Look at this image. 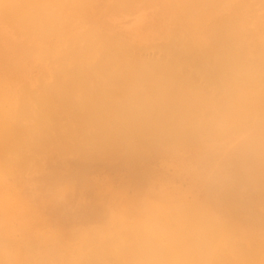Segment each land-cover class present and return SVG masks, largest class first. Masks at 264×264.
<instances>
[{
    "label": "rangeland",
    "instance_id": "obj_1",
    "mask_svg": "<svg viewBox=\"0 0 264 264\" xmlns=\"http://www.w3.org/2000/svg\"><path fill=\"white\" fill-rule=\"evenodd\" d=\"M12 1L14 2V0ZM15 1L18 4L20 2V0L19 1L15 0ZM21 1H22L21 2L22 4L23 3L26 4V7H25V4L23 5L24 9H26L25 10V14L27 15L26 18H28L31 15L30 18H28L29 19L28 21L24 18L25 16L23 15L24 13L22 9L23 6L21 8H17L16 12L12 10L13 13H10L8 17L5 16V14L3 13L4 11L3 8H1L2 14L0 12L2 16L4 14V19L0 17V73H1L0 74V99L2 97V109L0 108V110L3 112V113L0 112V119H2L0 121V127L3 126L4 130H6L5 132L0 131V135L2 132H4L3 133L4 135L5 133L7 134L8 132L7 129L9 128L10 130L11 128L12 132L9 131L8 133L9 134L12 133V134L10 135L7 134V135L10 137L13 136L11 138L15 139V141L20 138L21 143L19 142V140L16 141V143L18 142L22 146V148L21 146L18 147L14 143L15 144L14 148L18 147V149L20 148L19 150L21 151L14 150L13 152V150H10V151L8 150V152L5 153L3 149L5 148L9 149V147L11 149V146L13 148V145H10V143L6 142L8 145H6L5 147H2L3 141H1L2 139L0 140V142H2L0 143L2 145V146L0 145V151H1V147L3 148L0 153H2V156L3 154L6 155L8 153L6 158H3L4 156L2 157L0 155V158H1L0 163L2 162V165L4 166L2 167V165L0 164V166L2 167L0 168V262H2L3 264H23V263L24 264H27V263L35 264V262L36 264H83V261H84L83 258L86 257L87 255L86 252H88L90 248L92 249L95 246H96L95 247V251H96L98 249L97 247L99 245L101 247L102 243L103 245H106V246L110 245V247L109 246L107 247L105 246L106 248L102 247L103 249L108 248L107 254L109 255L107 254L106 255L110 257L111 259L112 253H110L111 252L110 250H113L112 251L114 253L113 257L115 258L113 260H117L116 257L120 255L118 253L116 254L115 252L116 248L119 249V247L115 243H119L120 244V245L118 244L119 246L124 245L122 244V240L121 241L119 240L120 238L119 237L118 241L113 242L116 248L113 246L112 240L113 238L117 237L116 236L117 232L120 233L118 234L119 236L122 234L123 236H125V235H128L129 233L133 239V241H130L132 242V245L137 243L135 244V249L137 251L141 247L147 246L149 243L147 244V242H145L148 240H144L143 243L147 245L140 246V243H138V241L141 242L143 240L140 241L139 240L140 237L139 239H136L137 238L136 235L143 236V237H146L148 235L151 238V239L149 238L151 241H154V240L158 241V244H159L158 246L160 247V250L165 248L163 250L165 251V253H168L172 249V245H169L172 241H170L171 238L169 237V234L168 235L166 234L168 232L167 230L171 231L170 233L174 232V234H176L174 230H177V229L181 230V228L176 227V225L174 226L176 227L175 229L174 227H171L172 226L171 223L172 221H174V219H176V217H180L179 216L180 213L181 215H183L184 210H185L186 213L188 211L192 212V213L189 212V214L187 213L186 214L187 217H191L189 216L190 213L195 214V216L192 215V221L185 220L183 218L184 215L182 216V218L185 221H187L186 224L191 225V223L194 220L193 217H198L199 220L193 223L194 224L193 227L195 225L197 226L199 225L200 227L202 226L203 231H206V233L205 232L204 233L207 236L209 235L210 238L211 237L214 238L213 234L215 232L216 234L219 233L218 237L217 235H215V238L217 237V240L216 242L213 243V241H215L213 240V238H212V241L209 237H206V239H204L205 238L203 237L205 236L203 235L204 233L198 232V233H201L200 235L202 236L200 240L204 239V241L206 242L207 240L208 241L210 240L213 243L212 245L211 242L210 243L207 242V244L209 243V246L211 244L212 248L211 246L210 247L207 246L206 248V251L208 247L209 249L210 248L212 249V250L211 249L208 250L210 251L211 256L214 255L215 252L216 254L220 252V255H222L223 258L227 259L229 257V259H231L233 262V260H235L238 257L237 253L243 252L242 247H244V253H242L241 255L244 256V255H250L249 253L254 251L253 246L256 245L255 247L256 252L254 251L253 254L258 253L259 255L257 254L258 259L257 258L255 259V261L257 262V263L255 262V264H263V261H264L263 260L264 259L263 258L264 257V118L262 117L260 118V122L256 125L257 127L254 125L256 127L255 128L253 124H252V127L251 125H249L250 127H248V124H251V122L250 123L247 122V119L244 116L243 117L245 119L244 118L240 119L239 118L240 116L237 117L238 116L237 115L235 116L236 117L235 119H232L231 117L225 120V123H223L220 126L221 131L225 129V132H220V131L217 132V130H219L220 127H218L219 129L217 128L209 129V131L208 129H204V130H201L202 132L204 131L203 133L200 132V130L195 132L194 135H191L193 133L191 134L188 133V135L185 134V136L179 137L181 139L177 137L178 140L174 137L177 141L173 139L172 137L171 138L174 141L170 139V137H166L165 138L166 140H163L162 139L163 137L160 138L158 135H157L158 137L155 135V136L150 137L149 140L148 139L145 140L143 144L141 142H137L136 144L132 142L133 140L129 141L128 139H127V142H128L127 144L126 139H121V141L124 140L122 141V143L123 142L126 143V144L123 143L121 145V141L119 139L120 137L119 136H117L119 138L115 137L116 132L113 131L112 133L114 135H112V137L110 136L111 137L110 142L112 143H108V145L113 144V146L107 147V145H105L107 143L104 144V141H105V138H104L103 143L101 142L103 145L106 146L104 147L102 144L100 145L98 144L100 142H99V138H97L96 135L95 137L97 138L96 139L97 141H94L95 140V138L93 139L94 136L91 137L90 135V134H93V129L96 128V127L93 128V125H91V127L90 125H88L89 123L91 124L93 123L90 121L91 119L86 118L87 121L84 119L85 122L81 121L82 126H79L81 124L78 121V117H79L78 114L79 113L82 114L81 112L84 110V107L82 105L83 103H82L81 96L84 95L83 93L93 90V89H97V88L101 89L102 91L104 90L110 93H114L116 92L117 87L123 86L124 87L123 90L131 91L132 89L129 88V86L131 85L130 83H126V81L120 80L121 75L118 74L119 70L117 71L116 69H114L113 71L109 69V72H108V70H102V69L101 71L98 66H97L98 68L94 67L96 65L95 62L98 63V60L96 61L95 58H98L100 51H98L99 54L96 55L95 58H93V60L91 61V62L94 61L93 62L95 63L94 66L93 64L92 66H89L90 65L89 60H88L89 63L87 62L88 64L85 65L87 61L86 60L84 63V66L83 65L80 66L79 62L83 61L84 58L79 60L78 58H81V57H78L77 58L79 60L78 61L76 60L75 56H79L78 54L82 50L85 52V50H88L86 48H89V47L92 48L94 47V45H97V44H94L93 42H95L96 39L98 40L100 36H101L100 39L102 38V36H104V38L102 39L105 40L106 38L108 39L109 37H111L110 40L114 39L113 41H116L114 43L118 42L117 39H119L120 41L124 43L126 41L125 44L126 45L128 44L127 45L128 47L122 42L121 44H124V46L128 50L133 49L134 51L132 50L130 51V53L131 52H132L131 54L137 53L136 55L138 56H135V57H138L139 60H142V59L143 61L148 60V62L151 60L155 61V58L157 60V58L159 57V54L162 55L161 51L159 53V49L163 47L166 43L171 41L168 38L170 39L173 38L172 35L176 31L178 33L182 32L181 30L182 27H183L182 28L183 32L188 31L187 35L191 33L190 35L194 38L195 41H203L206 35L205 30H207V28L209 27V24H212L211 22H213V20H215L219 16H222V15L224 17L227 16L226 14H228L229 16L233 14L230 16L231 18L238 19L239 17H241L244 20H247L245 22L247 24L245 28L249 30L251 33L252 28H254L253 31L254 30L256 31L257 29L258 25L256 27L254 25L260 24V23H257V21L263 22V20L261 21L259 19V16L261 15L264 16V0H218V1L217 0H209V1L206 0L207 2L205 0H197V1L196 0H178V2L177 0H166V1L165 0L164 1L163 0H138L139 3L140 1L141 2L144 1L143 3L147 4L146 7L148 9L143 8V11L145 10L148 12L145 13L142 11V14L145 13L143 14L144 16L146 15V17L147 16L150 17V18L147 17L148 20L145 21L146 18L144 19V16H142L141 14L140 16H142L144 19L142 23L146 22L147 24L145 23L146 26L145 24L144 26L143 25L141 26V23L139 22L140 27L136 26L137 24L133 25L134 23L133 18L135 16L133 18L132 17L128 18L127 14L125 13V11L123 12L122 9H119V11H121L122 13H119V11L113 12V13L109 12V11L114 10L113 9L114 5H115L114 7L115 11L118 10L117 8L119 7L122 8L123 4H121L120 1H122V3L128 2L129 4L130 0L129 1L124 0V2L123 0H117L118 2L117 4L115 0H94V1L91 0V3L88 0L87 2H89L90 4L86 5L87 7L85 6L83 9H81V5L83 6L86 0L84 1L76 0L75 2H73L74 0H67V1L62 0L63 2H61V0H57L55 2H53V0L52 2H50V0L49 1L47 0L51 4L49 3L47 4V2H43L41 5L40 3L46 0H42V1L41 0H31L32 2L30 0H21ZM212 1H214V3ZM57 2H59L60 8L53 7V6L58 5ZM8 3L10 4L9 5L5 4L6 7L3 6L5 9L7 8L5 13L7 12L9 13L10 11V9L8 11L9 6L11 7V5L14 4L11 2V0ZM169 3H170V6H167L169 5ZM75 4L77 5V7H80L79 9H81L82 13L78 9H76L77 7ZM124 4H125L124 8L125 7L128 8V6H126L127 4L126 3ZM39 5L41 7H39ZM60 5H62L63 7ZM131 5H134V3ZM181 5L182 6L184 5V6L181 7ZM211 5L212 7H209ZM13 6L11 7V9L13 8L14 10H16L15 7ZM18 6L19 5H17V7ZM30 6H32L34 9ZM45 6L46 7L48 6V7L46 8ZM49 6H52V7H49ZM161 6H163L164 9ZM44 7L48 10H52L53 12H55L53 10L54 8L55 10L56 8H58L57 9L58 11L56 10V12L60 14L57 16L58 19H56V16H54L56 12L55 13H52V11L51 12L49 11L50 13L48 12V14L52 13L51 16L53 15L52 16L53 18H51L50 15L48 16V18L49 17L51 18L50 22L54 23V24H50V26L52 27L48 26L49 20L48 18H46L47 17L46 15H48L46 14L48 10L46 11ZM71 7H72V10H71ZM142 7H145V6H142ZM201 7L205 9L202 10ZM124 8L123 10H125ZM63 9H66L65 12ZM35 10L36 11L39 10V13H37L38 11L36 12ZM20 11L22 12L21 14H20ZM72 11L74 13H72ZM76 11L79 13H77ZM17 12L20 14V16L18 15ZM162 12H164V14ZM173 12L174 13L176 12L175 13L176 15ZM14 13L15 14L17 13L16 15H18L19 17L16 16ZM64 13L66 14V17L67 15L70 16V13H72L73 15L70 17H72L73 19L70 17L66 18V23L63 22L62 23L63 25H61L62 27L59 28L58 30L55 29L58 32H54V34L52 33L51 35L48 34L50 35V37L48 35H47L48 37H46V35H43V34H46V32L43 33L44 32L42 31L43 29L46 28L47 31H50L48 33H51L52 32L51 30H53L52 28H55V26L61 24L60 20L63 19V18L61 19V15L63 14L62 15L63 17L65 15ZM37 15H40L42 19L41 17ZM179 15L183 18V20ZM211 15H213V17ZM12 16L17 17L18 20L17 18H14ZM254 16L256 18H254ZM5 17L7 19L4 22L3 20H5ZM21 17H23L24 19ZM37 17H39L41 20ZM167 17H168V20L166 19ZM19 18L21 19L19 20ZM44 18L47 19L46 22L45 20H43ZM135 18L136 20L138 19L137 17ZM156 18L157 20L159 18V20L157 21ZM8 19L10 22L8 21ZM164 19L167 20L168 22L164 21ZM255 19H257L256 22H255ZM21 20L25 22L22 23ZM32 20L33 21L37 20V21L36 23H34ZM42 20L44 22H42ZM150 20L151 22L154 20L152 24ZM250 20H252V22ZM11 21L12 23L14 22L15 23L12 25ZM16 21L17 23L18 22L19 23L17 24ZM40 21L44 24L40 23ZM248 21H250L251 23L255 22L256 24H251ZM57 22H59V24L55 25ZM7 23L8 25H6ZM19 24H21V27ZM41 24L45 28L42 29ZM177 24L180 27L182 25V27L180 28ZM32 25H34V27L37 26V28L35 27L36 29H34L33 31H32L33 29ZM131 25L132 27H130ZM148 25H150V27ZM167 25H168V30H167ZM9 26L11 27L14 26V29L10 27L12 31H15L16 26H17V29H16L17 31L14 32L16 34L19 33L18 31L21 29L23 31V28L25 29V31H23L24 33L20 31L21 32L19 33L20 35L17 36L16 34H13L11 30L9 31ZM29 28L31 29L29 30ZM38 28L42 29V30L40 29L39 34L37 33V31H39ZM56 28H58V26ZM127 28H129L130 30L129 29L127 30ZM178 29H180L181 31ZM35 30L37 31L35 32ZM131 30H134V31L131 32ZM137 30L140 32H138ZM173 30H176V31L173 33ZM30 31H31V34L35 33L34 39L32 37L33 35L30 36L31 35L29 33ZM129 31L131 33H129ZM152 31L153 32L155 31L154 34L152 33ZM134 32H136L137 34L136 33L134 34ZM143 32H145V35ZM26 33H28L30 38L27 36ZM101 33L104 35H102ZM171 33L172 35H170ZM22 34L23 36L25 34V36H27L28 38H26L25 36H24L25 38L22 37ZM36 34L39 35L40 40L38 39V36L36 38ZM167 34L170 35V37H168ZM251 35H254L253 32L251 33ZM16 36L18 37V39ZM42 36L43 37L45 36V38L41 39ZM173 36L174 38H177L175 37V35ZM176 36H178V34ZM28 39L30 40L33 39V40L30 41ZM76 39L78 41H75ZM102 39L100 41H102ZM91 44L93 46H91ZM161 44L162 46H160ZM131 45H133V47H131ZM156 47H158L157 48L158 50H156ZM59 48H60V52H58ZM136 50H140V52L138 51L136 52ZM19 54L20 55L25 54L28 57H26L25 59V55L22 58V56H19ZM40 56H43V57L40 58ZM101 56L102 55L100 54L99 58H101ZM152 57L154 58V60L152 59ZM76 64L78 65L76 66ZM77 67H79L81 70H78L79 68ZM85 67L88 68V70ZM89 67L92 70L90 69L89 71ZM83 69L85 71H83ZM108 74L111 76H108ZM157 78L158 77L156 76V79ZM69 82H74L75 85H77V87L73 89L72 96H70L71 94L70 92H67L70 97H73L72 100L70 97L68 98L70 101L74 100L73 102L74 104H76V107L80 99L83 110L81 109V105L80 107L78 105V108L81 109L77 114L78 117L74 116L75 118H72V115L75 113L73 109L74 110L78 109L74 105L73 106L75 108L72 107L71 109L70 108L71 106L69 107L68 106L69 104L67 103L68 105H66V107L68 106L67 107L68 110L64 108L67 111H65L64 109L63 110L61 109L63 106L60 109L56 110L58 114H59V111L61 113L63 111L62 114L64 117H62V114L60 115L55 114L54 109H50L51 110L50 112L52 113V110H53L54 115L57 116L56 117L53 115L54 116L53 118L56 119L58 118V116H61V118L59 117L60 119H56L57 121L56 120L54 121L55 125H53V127L50 125V123L48 125L46 122L48 118H49L48 121L51 122L50 119L52 116H50L49 114L50 112L48 113L49 117L46 116L47 119L45 117L46 113L42 112V114L44 113V116L42 117L44 118V120L46 119L44 124L48 125V126L47 125L44 126L46 128L42 127L40 125L41 122L38 121L39 119L36 120V118L38 117H35L34 113L36 112V115H37L40 109L39 114L41 115V109L44 107L43 104L46 102L44 100L49 98L50 95L52 94V92L51 94H49L48 92L50 91V89H52L55 86H58L64 83H69ZM43 94L44 95L46 94L44 96V99L43 97L40 98L41 96H43ZM47 95L49 96L46 97ZM259 95H261L262 97H260V99L258 98V101L257 99L254 100L258 105L253 102L254 105L252 106L251 103H248L247 101L246 102L248 103L249 107L251 104V107H253L254 109L258 108L259 110V108H261L262 111L261 110L260 111L264 112V104H263L264 93H261ZM22 97L23 98L26 97L25 99L30 102V103L27 102L26 104L25 102L26 100L24 101L25 102L24 105L29 106V109H28L29 111L28 110L26 111L27 106L23 107V110H20L21 113L24 111V109H25V112L27 113L30 112L29 114L26 113V116L25 114L23 115V113L21 114L23 116H21L19 115L20 113L16 111V110L22 109L21 105H23V103L21 102H23L24 100ZM19 98H20V102H19ZM36 98L37 99L40 98L39 101H37ZM41 99H43L42 102H40ZM47 100L50 101L52 99H47ZM260 100L262 101L260 102ZM55 101L56 99L53 102ZM39 102L41 104L43 103L42 108L41 106H39L40 105ZM73 102H69V103L73 104ZM241 102L243 105V101ZM46 103H49V102L47 101ZM245 103L243 106L246 105ZM0 104H1V100H0ZM61 104L62 103H60V105ZM65 104H62V105H64L65 107ZM255 104L257 105V107ZM52 105L56 106L54 105V103H52L50 105L52 108H54ZM38 106L40 108H38ZM7 107H8V110L6 109ZM56 107L55 109H57L60 106H58L57 108ZM239 107L237 108L240 111L242 107L240 108ZM16 108H19V109H16ZM258 110H257V113H258ZM72 111L74 113H72L71 115L70 112ZM4 112H7V113H4ZM65 112H68V115ZM88 112L85 113V110H84V113L86 116L89 115ZM30 114L31 115L33 114L34 116L32 115L31 117ZM102 115H104V113ZM14 116L16 117L18 116V118L19 117L20 118L18 119ZM21 117L22 119L24 117L25 119L27 118V121H25V119L21 120ZM33 117L35 119H33ZM28 118H32V119H28ZM39 118H41V116H39ZM237 119L239 120L237 121ZM29 120H32L34 123L32 121L30 123ZM35 120L37 121V123L40 122L39 125L42 128H44L43 130L44 133L41 132L42 128L35 125L36 124ZM51 120L53 121V119ZM6 121H8L10 124L7 122L8 123L7 125ZM226 121L228 124L226 123ZM230 121H232L231 123H234V122L235 123L232 125L230 124L231 125L230 126L229 125ZM17 122H20L19 125ZM43 122H42V125H44ZM3 123H6V124L1 125ZM15 123L19 126L20 129L24 128L20 130L22 132V135L20 134L21 133L20 132L19 134L21 135V137L18 136L19 138L16 137L17 134L16 136L13 135V132L15 131V129H18L16 128L17 126L14 125ZM96 124H97V121H96ZM13 125L16 126L15 129L13 128ZM31 125L33 127H31ZM5 126L8 128H6ZM49 126H51L52 128L49 129ZM100 126H101L100 124L99 126L97 125V127H100ZM82 127L83 129H85V132L83 131V129H82L83 132L80 131L81 130L80 128ZM227 127L229 128L227 129ZM39 128L41 130H39ZM251 128H254V129H251ZM245 129L247 130L243 132V130ZM100 131L101 130H99V132ZM214 131L217 133L220 132L219 134L221 133L222 134L218 136V134H214L215 133ZM18 132L19 130H17L16 133ZM78 132L80 134L83 133L81 135L83 136V138L79 136ZM96 132L94 134H96ZM184 132H188V131H184ZM85 133L88 139L84 135ZM88 134L91 138L88 137ZM4 135L2 136L3 140L6 138V135H5V138H4ZM154 137L155 138L157 137L158 139L157 138L155 139ZM116 138L118 139V142ZM159 138L162 140H159ZM109 139H107V141ZM8 140H11V139L9 138L6 141ZM88 140L90 143L87 142ZM150 140L151 142L153 141L152 146H151ZM12 142H14V140H11V143ZM25 142H26V145L24 146L23 144H25ZM145 142L147 143L145 144ZM85 143H88V145ZM133 144L134 145L136 144V146H132ZM138 144H140L141 145L140 147L142 148H140ZM153 144H155V146H153ZM4 145H5V141H4ZM146 145H149V148L146 149L147 147ZM78 146H81V148L80 147H79L80 149L75 148ZM88 146L89 147L91 146V147L89 148ZM92 147L93 148L96 147L95 148L96 151L95 149L93 150ZM88 148L91 150H88V151L86 150L87 153L86 152L84 153V151L82 152L84 153V155L86 154L85 156L89 155L90 153V155L92 156L91 157L89 155L91 160L89 159L88 156H87L88 159H86L84 155L82 156L83 157L82 159L81 150H85ZM7 149L5 150L7 151ZM18 151L21 154H23L22 152H24L25 156H23L24 154L23 155L19 154ZM10 152H12V154H9ZM79 152H80V155L78 154ZM17 154L19 155V157L20 156L25 157V159H22V157L19 158ZM8 155L9 156L11 155V157H9ZM14 155L17 156V158H19L18 161L20 159H21L20 161L22 160L23 161L18 163L17 158H14L15 157ZM2 159L4 162L2 161ZM8 159H10L9 162H7ZM13 160H15L17 164L15 162L13 163ZM5 162H7V164L8 163L9 164L13 163V164L11 166L8 165L9 169H7L8 167L5 165L6 164ZM174 207L178 209L179 207L183 209L185 208V209L182 211L183 212L182 213L181 209L179 212V210ZM191 209H193L194 213ZM173 211L176 217L173 215L174 213H172V215L170 216L169 213ZM159 212L160 213L164 212L165 216L164 214L161 215L162 213L160 214ZM167 213L169 214L170 217H168ZM155 215H159V216H155ZM157 217L161 218L160 223L162 220L164 221V223L162 221L163 223L162 226L165 224L162 227L164 229L159 228V226L161 225L159 224V220H158V223L155 224V221H157L156 220ZM202 217L204 220H201ZM148 219L150 222L148 221ZM176 220H175L176 223L180 221L178 219ZM200 220L201 222L202 221L203 222L201 224L200 223L197 224V222H199ZM150 223L154 224V227L156 229H154V227L151 228L152 225ZM212 223L214 224L213 228H212ZM207 224L208 226H210V228L207 227ZM132 225L135 228L134 230H135L136 235L135 233H133L134 230L131 229ZM204 225L207 227L206 229ZM197 226L194 227L193 231L197 230L196 229ZM199 226L197 228H200ZM191 227L192 225L190 226V228ZM214 227L219 229V231H217V229L215 230ZM126 228H128L129 230L128 229L124 230ZM184 228L185 227H183V229ZM190 228L188 230H190ZM130 229L131 231H133L132 233ZM139 229L141 230L140 232L141 234L139 233V231H137ZM186 229H184V231ZM202 229L200 228L197 231H200ZM120 231L121 232L128 231V233L125 232L126 234H124L122 232L121 234ZM157 231L159 232V234ZM190 231L192 232V234L194 233L192 230ZM212 231H213V234H212ZM231 232L233 233V236ZM198 233H195L196 236L189 235L188 233V236L190 237L194 236L196 238V240H194L193 238H192L193 240L191 238L190 240H192L193 242L199 241L198 237H200V235L198 236ZM230 233H231V236H230L231 238L229 239L228 237ZM210 234L212 236H210ZM112 236L114 237L112 238ZM146 238L148 239V237ZM249 238L253 239L254 242L251 240L247 241V239ZM124 239L126 241V236ZM236 239H237V242L239 243V245L238 243H236L238 245V249L241 247L242 251L240 250H239L240 252L236 251L237 253L230 252L233 254L232 255L228 252L231 250H227L228 249L227 246H229V243L230 245L231 243H234L233 241H236ZM107 240H110V241L107 242ZM230 240L231 242H229ZM255 241H258V242L256 243ZM240 242L244 246L243 245L240 246ZM247 242L249 243V245ZM188 243L190 244L191 242H188ZM259 243H262V245ZM236 244L233 246H236ZM257 244L260 246V248H257L259 247L257 246ZM132 245L130 244L129 246H131L132 248ZM124 246H121L120 249L126 248L127 251L130 249V248H127L129 246L127 247L126 246L124 247ZM152 246H154V248L157 250L159 249L158 246L155 245V243L154 245L152 244ZM233 246L231 245V247ZM251 246L252 248L250 249ZM154 248L150 249V250L153 249V252L150 251L151 254L149 253L151 256L154 254ZM142 249L146 250L144 247L140 249V252ZM216 249L217 251H215ZM101 250L102 249H100V251ZM148 250L145 251V253L149 252ZM103 251L105 252L106 250H103ZM133 251H132V254H134V260H136L135 257H137L138 254L139 256L141 254L140 258L142 257L145 260L149 258L150 261L152 258H153L152 260L158 259L160 255H162L161 256L162 258L161 257L159 258L161 261L163 259V256H165V253H162L163 251H161V254H160V251L158 250L159 252L157 253L156 251L154 254V255H157V257L159 256L158 258H154L153 256L151 257L148 253H146L147 257L144 258V255L146 254L143 253L142 255V253H138L136 255V253H133ZM245 251L247 252L249 251V253L246 254ZM90 252L92 251L90 250L88 253ZM235 253L237 255H235ZM148 255L150 257H148ZM220 255H217V256H220ZM29 256H32V257H29ZM131 256L132 255L130 254L129 257ZM139 256L137 257V260ZM33 257L35 258L36 261L34 260ZM89 257L87 256L86 258H89ZM125 257L128 259L127 254L125 255ZM254 257H256V255ZM27 258H29L31 262L28 261ZM104 258H106L105 255H104ZM211 258L212 257H210V260ZM214 258L216 259V257ZM107 259L110 260L109 258ZM124 259L125 258L123 259L118 258L119 261L117 262L123 264ZM127 259H125V261ZM129 259H130L129 261L133 260L132 258H129ZM143 259H141V261L138 260L137 264L139 263L146 264L147 262H144ZM159 259L157 261H159ZM164 259L167 261L166 258ZM225 259H223L224 262H226ZM103 260L104 259L102 258V261ZM149 260H146V261L151 263L152 261L150 262ZM157 261H156V264H157ZM190 261L191 260H189L188 263ZM216 261L217 260H215L214 262ZM154 262L151 264H155ZM186 262L184 264H188ZM98 263L100 264L99 260H98ZM135 263L136 262H133V264ZM158 263L161 264V262H158ZM106 264H110V263L107 262ZM170 264H177V263L176 261H174V262H170ZM181 264H183V262ZM206 264H209V263H206Z\"/></svg>",
    "mask_w": 264,
    "mask_h": 264
},
{
    "label": "bare ground",
    "instance_id": "obj_2",
    "mask_svg": "<svg viewBox=\"0 0 264 264\" xmlns=\"http://www.w3.org/2000/svg\"><path fill=\"white\" fill-rule=\"evenodd\" d=\"M10 1V0H9ZM8 0H0V12L2 11V9L1 8H3L4 9V11H3V13L5 14V16H9V14L10 13H13L12 12V10L14 11V12H16L17 11V8H21L25 3H21L22 1L20 0V2H19V4L14 0V2L11 0V2L12 3H16L17 5H19L18 7H17V5H16V7H15V5L13 6V5H11V7L13 6V7H15V9L16 10H14L13 8L11 9V7L9 6V8H8V11H9V9H10V11H9V13L7 12V13H5L6 12V10H7V8L5 9L3 6H5V4L7 5H9L10 3H8L9 2ZM17 1H19V0H17ZM31 1V0H30ZM42 1V0H41ZM49 1V0H48ZM47 0L46 1H42L41 3H40V5L43 3V2H47V4L49 3ZM55 1H57V0H53V2H55ZM64 1V0H63ZM62 0H61V2H63ZM67 1V0H66ZM76 0H74L73 2H75ZM84 1V0H83ZM88 0H86V2H85V4L82 6L81 5V9H83L86 5H89L90 3H91V0H89L90 1V3L89 2H87ZM92 1H94V0H92ZM116 1V4L118 3L117 2V0H115ZM126 1H129V0H126ZM164 1V0H163ZM166 1V0H165ZM197 1V0H196ZM206 1V0H205ZM209 1V0H208ZM218 1V0H217ZM26 2V1H25ZM32 2V1H31ZM30 2V3H31ZM50 2H52V0H50ZM60 2V3H61ZM69 2V1H68ZM82 2V1H81ZM121 2V4H123V7L122 8H117L118 10H116L115 11V5L113 6V11H109V12H118L119 11V9H122V11L124 12L125 11V13L127 14V17L129 18V17H137L138 19V21L136 20V18L134 17L133 18V25L134 24H137L136 26H138V27H140V24H139V22L141 23V26L143 25L144 26V24L146 23H142L143 21H144V19H145V21L146 20H148L147 19V17H146V15L144 16L143 14H145L146 12H148V11H143V8H147L146 7V5L147 4H144L143 2H141L140 1V3H139V1L138 0H134V1H132V0H130V2H129V4H128V2H124V0H123V2L124 3H126L127 5L126 6H128V8L127 7H125L124 8V3H122V1H120ZM134 3V5H131V4H133ZM177 2H178V0H177ZM181 2V1H180ZM191 2V1H190ZM189 2V3H190ZM199 2V1H198ZM207 2V1H206ZM213 3H214V1H212ZM27 3V2H26ZM36 3V2H35ZM38 3V2H37ZM58 3V5L57 6H53V7H58V8H60L59 7V2H57ZM56 3V4H57ZM78 3V2H77ZM86 3H88V4H86ZM95 3V2H94ZM144 4V5H142V4ZM163 3V2H162ZM192 3V2H191ZM203 3V2H202ZM216 3H218V2H216ZM22 4V5H21ZM45 4V3H44ZM46 4V5H47ZM49 4H51V3H49ZM53 4V3H52ZM66 4V3H65ZM180 4V3H179ZM178 4V5H179ZM193 4V3H192ZM199 4V3H198ZM212 4V3H211ZM21 5V6H20ZM30 5H32V4H30ZM39 5V7H41ZM63 5H64V3H63ZM76 5V4H75ZM74 5V6H75ZM91 5H93V4H91ZM103 5V4H102ZM119 5H120V3H119ZM118 5V6H119ZM131 5V6H130ZM189 5V4H188ZM204 5V4H203ZM208 5H210V4H208ZM208 5H206V6H208ZM214 5V4H213ZM216 5V4H215ZM44 6V5H43ZM52 6H49V7H52ZM60 6H62V5H60ZM74 6H72V7H74ZM80 6V5H79ZM122 6V5H121ZM142 6H145V7H142ZM167 6H170V3H169V5H167ZM177 6V5H176ZM184 6V5H183ZM182 5H181V7H183ZM186 6H187V4H186ZM219 6V5H218ZM6 7V6H5ZM25 7H26V4H25ZM30 7H32V6H30ZM33 7H34V5H33ZM32 7V8H33ZM46 7V6H45ZM44 7V8H45ZM48 7V6H47ZM46 7V8H47ZM63 7V6H62ZM68 7V6H67ZM72 7H71V10H72ZM76 7H77V5H76ZM87 7V6H86ZM149 7V6H148ZM163 9H164V7L163 6H161ZM160 7V8H161ZM200 7V6H199ZM204 7V6H203ZM209 7H212V5L211 6H209ZM209 7H207V8H209ZM36 8V7H35ZM43 8V9H44ZM45 8V9H46ZM58 8H56V10L58 9ZM65 8V7H64ZM80 7H77L76 9H78L80 12H81V9H79ZM92 8H93V6H92ZM123 8L125 9V10H123ZM150 8V7H149ZM206 8V9H207ZM23 15L25 16L24 18L28 21L29 19L28 18H30V16L28 17V18H26V14H25V10L26 9H24V6H23ZM34 9V8H33ZM40 9V8H39ZM42 9V10H43ZM50 9V8H49ZM62 9V8H61ZM60 9V10H61ZM75 9V8H74ZM148 9V8H147ZM163 9H162V11H163ZM166 9V8H165ZM199 9V8H198ZM201 9L202 10H204L202 7H201ZM21 10V9H20ZM28 10V9H27ZM48 9H46V11H47ZM55 12H56V10H55V8L53 9ZM64 10V12H65V10L66 9H63ZM68 10V9H67ZM70 10V9H69ZM159 10V9H158ZM173 10V9H172ZM32 11V10H31ZM36 11V10H35ZM34 11V12H35ZM38 11V12H37ZM36 12L37 13H39V10H37ZM41 11V10H40ZM51 12L52 10H48L47 11V13L46 14H48V12ZM58 11V10H57ZM74 11V10H73ZM72 11V13H74ZM142 11L143 12H145V13H143L142 14ZM151 11V10H150ZM149 11V12H150ZM155 11H156V9H155ZM165 11V10H164ZM171 11V10H170ZM169 11V12H170ZM225 11V10H224ZM19 12V11H18ZM17 12V13H18ZM49 12V13H50ZM55 12H53L52 11V13H55ZM60 12V11H59ZM70 12V11H69ZM77 12V11H76ZM129 12V13H128ZM159 12V11H158ZM202 12V11H201ZM206 12V11H205ZM254 12H256V11H254ZM16 13V14H17ZM22 12L20 11V14H21ZM36 13V14H37ZM44 13H45V11H44ZM51 13V14H52ZM61 13V12H60ZM72 13H70V16H72L73 14ZM77 13H79V12H77ZM82 13V12H81ZM119 13H122L121 11H119ZM161 13V12H160ZM159 13V14H160ZM163 14H164V12H162ZM174 13V12H173ZM176 13V12H175ZM174 13V14H175ZM1 14H2V12H1ZM0 14V15H1ZM4 14H3V16L1 15L0 17L1 18H3L4 19ZM6 14H8V15H6ZM15 14V13H14ZM15 14V15H16ZM20 14L18 13V15L20 16ZM28 14H30V13H28ZM40 14H41V12H40ZM45 14V15H46ZM51 14H48V15H46L45 17L46 18H48V16L50 15V17L51 18H53L52 16H51ZM56 14V15H55ZM54 14V16H56V19H58L57 18V16L58 15H60L59 13H55ZM65 14V13H64ZM124 14V13H123ZM142 14V16H144V19H143V17L142 16H140ZM151 14V13H150ZM202 14V13H201ZM214 14V13H213ZM217 14V13H216ZM226 14V13H225ZM11 15H13V14H11ZM18 15H16V16H18ZM33 15V14H32ZM43 15V14H42ZM63 15V14H62ZM62 15H61V19L62 20H60V18H59V20H60V23L61 24H59V22H57L55 25H57V24H59V25H57L58 26V28H56L57 26H55V28H52L53 30H55V29H59V28H61L62 26L61 25H63L62 23L63 22H65L66 23V18H69L70 16L69 15H67V17H66V14L62 17ZM77 15V14H76ZM176 15V14H175ZM186 15V14H185ZM208 15V14H207ZM227 16H219V17H217L215 20H213V22H211L212 24H209V27L207 28V30H205L206 32V35H205V39L203 40V41H195L194 40V38L190 35V34H188L187 35V33H188V31H184L183 32V27H182V25H181V30H182V32H180L181 30L180 29H178V30H180L179 32L180 33H178L176 30H173V35H175V37H177V38H174V36L172 35V33L170 34V35H172V37L173 38H168L169 40H171V41H169L168 43H166L163 47H161L160 49H159V53H160V51H161V53H162V55H160L159 53V57L157 58V60H156V58H155V61H149L148 62V60H146V58H145V60L147 61H143V59H142V57H141V59L142 60H139V58L138 57H135V56H138V55H136L137 53H135V54H131L130 53V51H132L133 49H131V50H128L125 46H124V44L126 43V41H125V43L124 42H122V41H120L119 39H117V41L119 42H117V43H114V42H116V41H113L114 39H112V40H110V38L111 37H109L108 39L110 40H108L106 37V39L104 40V39H102V38H104V36H102V41H100L101 39H100V37L98 38V40L100 41H98L97 39H96V43L95 42H93L94 44H97V45H94L93 43V45H94V47H92V48H86V49H88V50H85V52L82 50L78 55L79 56H75L76 57V60H80V59H83L84 58V60L83 61H80L79 62V65L81 66V65H83L84 66V63H85V61H86V63H85V65L86 64H88L89 63V61H90V65L89 66H92V64H93V66H94V64L96 63V65L94 66V67H99L100 68V70L102 69V70H108V72H109V69L110 70H113L114 71V69H116L117 71L119 70V72H118V74H120L121 75V77H120V80L121 81H126V83H130V85L131 86H129V88L130 89H132L131 91H125V90H123L124 89V87L123 86H119V87H117V90H116V92H114V93H110V92H107V91H102L101 89H93V90H90V91H87V92H85V93H83L82 95L83 96H81V98H82V103L80 102V99H79V102L77 103V107H76V104H74V100L73 101H70L69 100V98L68 97H70V96H72V91H73V89L74 88H76L77 87V85H75V83L74 82H69V83H64V84H61V85H58V86H55V87H53L52 89H50V91H48L49 92V94H51V92H52V94L50 95V97L49 98H47V99H52V100H47L46 98V100H44V101H48L49 103H42L43 105H44V107H43V105L40 103V102H42V100L44 99V96L46 95H44L43 94V96H41L40 98H42L43 97V99H41V101L39 102L40 103V105L39 106H41V115L39 114L40 113V109H39V115L37 116L36 115V112L34 113V115H35V117H38V118H36V120H38V121H40L41 122V126L42 127H44V126H46L47 124L49 125V123H50V125L53 127V125H55V120L56 119H60L61 118V116H58V118H53L54 116H56V115H54V111H55V114H57V115H60V114H62L63 113V111H62V113L59 111V114H58V112L56 111V110H58V109H60L62 106V110L65 108V109H67V107L69 106H71L70 108L72 109V107L73 108H78V105H79V107H80V105L82 104L83 105V107H84V110H85V113L86 112H88L89 113V115H85V113H84V110L82 109V105H81V109L83 110L81 113L82 114H78V112L81 110L80 108H78V109H76V110H74L73 109V111H75V113L72 111V112H70V114L72 115V113H74L73 115H72V118H75L74 116H77V114H78V121L80 122V124L82 123V122H85L84 121V119L86 120V118L87 119H91L90 121L91 122H93L92 124L91 123H89L88 125H90V127H91V125H93V128L94 127H96V128H94L93 129V134H90L91 135V137H93V139L95 138V140L94 141H97L96 139L97 138H99V142L100 143H98V142H96V143H98L99 145L100 144H102L103 143V139L105 138V141H104V144L105 143H107V144H105V145H107V147L109 146H113V144H111V145H108V143H112V142H110L111 141V137H112V135H114L112 132L113 131H115L116 132V135H115V137H117V136H119V137H117V138H119L120 139V141H121V139H126V142H127V139L130 141H132L133 143H136L137 144V142H141L142 144H143V142L145 141V140H149V138L150 137H152V136H159L160 138L161 137H163L162 139L163 140H166L165 138L166 137H170V139H177L178 140V138L179 137H183V136H185V134H187L188 135V133L189 134H191V133H193V134H191V135H194V133L195 132H197V131H199L200 130V132H202L201 130H204V129H208V131H209V129H215V128H217V129H219L218 127H220L223 123H225V120H227V119H229V118H231L232 117V119H235L236 117L235 116H237V117H239L240 119H242V118H246L247 119V122H251V124H248V127H250L249 125H251V127H252V124H253V126L255 125H257L259 122H260V118L262 117V118H264V112H261L262 111V109L261 108H259V110H258V108L257 109H254L253 107H251V104H252V106L254 105L253 104V102L254 103H256L254 100L255 99H257V101H258V98L260 99V97H262L263 96V94H262V96L261 95H259V94H261V93H264V16H259V19L262 21L263 20V22H258L257 21V19H258V17H257V19H255V22L257 21V23H260V24H256L255 22L254 23H251L252 22V20H250V21H248V22H250L251 24H256V25H254L255 27L257 26V29H256V31L254 30L253 31V29L254 28H252V32H253V34L254 35H251V33H250V31L249 30H247L246 28H245V26H247V24L245 23L247 20H244L243 18H241V17H237L238 19H236V18H231L230 16L231 15H233V14H231L230 16L228 15V14H226ZM18 16V17H19ZM37 16H39V17H41L40 15H37ZM123 16V15H122ZM152 16H153V14H152ZM168 16V15H167ZM171 16V15H170ZM173 16V15H172ZM180 16V15H179ZM179 16H178V18H179ZM212 17H213V15H211ZM12 17H14V18H17V17H15V16H12ZM36 17V16H35ZM35 17H34V19H35ZM39 17H37V18H39ZM44 17V16H43ZM48 18V20H49V25L48 26H50V24H54V23H51L50 22V19L51 18ZM84 17H85V15H84ZM142 18V20H141V18ZM157 17H159V16H157ZM181 17V16H180ZM202 17V16H201ZM200 17V18H201ZM208 17H210V16H208ZM9 18H11V17H9ZM21 18H23V17H21ZM21 18H19V20L21 19ZM23 18V19H24ZM32 18V17H31ZM46 18H44L43 20H45V22L47 21V19ZM64 18H65V20H64ZM70 18H72V17H70ZM148 18H150V17H148ZM152 18V17H151ZM154 18V17H153ZM182 18V17H181ZM199 18V17H198ZM252 18V17H251ZM254 18H256L255 16H254ZM3 19H1V20H3ZM6 17H5V20H3L4 22L6 21ZM40 19V18H39ZM41 19H42V17H41ZM40 19V20H41ZM73 19V18H72ZM162 19V18H161ZM167 20H168V17L166 18ZM172 19V18H171ZM170 19V20H171ZM240 19V20H239ZM243 19V20H242ZM246 19V18H245ZM17 20H18V18H17ZM42 20V22H44ZM54 20H55V18H54ZM58 20V21H59ZM64 20V21H63ZM135 20H136V22H135ZM152 20V19H151ZM151 20H150V22H151ZM156 20H157V18H156ZM158 20H159V18H158ZM157 20V21H158ZM167 20H165L164 19V21H166V22H168ZM176 20V19H175ZM175 20H173V21H175ZM182 20H183V18H182ZM187 20V19H186ZM196 20V19H195ZM208 20H210V19H208ZM259 20V21H260ZM8 21H9V19H8ZM33 21V20H32ZM37 21V20H36ZM36 21H33L34 23H36ZM39 21V20H38ZM53 21V20H52ZM62 21V22H61ZM68 21V20H67ZM154 21V20H153ZM152 21V22H153ZM156 21V22H157ZM207 21V20H206ZM10 22V21H9ZM8 22V23H9ZM14 22V21H13ZM21 22L23 23V22H25V21H22L21 20ZM41 21H40V23H42ZM152 22H151V24H152ZM179 22V21H178ZM247 22V23H248ZM8 23L6 24V25H8ZM11 23H12V21H11ZM10 23V24H11ZM15 23V22H14ZM14 23H12V25L14 24ZM16 23H17V21H16ZM19 23V22H18ZM17 23V24H18ZM28 23V22H27ZM160 23V22H159ZM181 23V22H180ZM200 23V22H199ZM205 23V22H204ZM9 24V25H10ZM30 24V23H29ZM28 24V25H29ZM33 24V23H32ZM38 24V23H37ZM36 24V25H37ZM42 24H44V23H42ZM42 24H41V27H42V29L43 28H45V27H43L42 26ZM46 24V23H45ZM47 24H48V22H47ZM139 24V25H138ZM147 24V23H146ZM146 24H145V26H146ZM162 24V23H161ZM20 25V27H21V24H19ZM19 25H17V26H19ZM26 25V24H25ZM163 25V24H162ZM176 25V26H177ZM248 25H250V24H248ZM17 26H16V29H17ZM39 26V25H38ZM45 26V25H44ZM149 27H150V25H148ZM164 26H165V24H164ZM163 26V27H164ZM177 26V27H178ZM190 26H192V25H190ZM198 26V25H197ZM205 26V25H204ZM251 26H253V25H251ZM7 27V26H6ZM5 27V28H6ZM10 27L11 26H9V31L11 30L10 29ZM29 27V26H28ZM27 27V28H28ZM36 28H37V26H35ZM34 27V25H32V31L34 30V29H36ZM40 27V26H39ZM50 27H52V26H50ZM130 27H132V25L130 26ZM134 27V26H133ZM156 27V26H155ZM173 27H175V26H173ZM178 27V28H179ZM249 27V26H248ZM11 28H13L14 29V26H12ZM165 28V27H164ZM259 28V29H258ZM15 29V31H17ZM31 28H29V30H30ZM39 29V28H38ZM41 29V28H40ZM40 29H39V31H37V30H35V32L37 31V33L39 34L40 33ZM41 29V30H42ZM129 28H127V30H128ZM132 29V28H131ZM135 29V28H134ZM136 29H137V27H136ZM135 29V30H136ZM166 29V28H165ZM172 29V28H171ZM201 29V28H200ZM205 29V28H204ZM7 30V29H6ZM46 30V31H45ZM53 30H51L52 32L51 33H48V32H50V31H47V29L45 28V29H43L42 31H44L43 33H45L46 32V34H43L42 32V34L43 35H46V37H50V35L53 33L54 34V32H58L57 30H55V31H53ZM130 30V29H129ZM138 30H140V29H138ZM137 30V31H138ZM167 30H168V25H167ZM166 30V31H167ZM191 30V29H190ZM8 31V32H9ZM12 31V30H11ZM15 31H12V33L13 34H16V33H14ZM24 33L23 31H25V29L23 28V31H22V29L21 30H19L18 32L19 33ZM26 31H27V29H26ZM126 31V30H125ZM132 31H134V30H131V32ZM136 31V32H137ZM156 31H157V29H156ZM162 31V30H161ZM249 31V32H248ZM119 32V31H118ZM130 31H129V33H131ZM136 32H134V34L136 33ZM138 32H140V31H138ZM137 32V33H138ZM155 32V31H154ZM154 32L152 31V33L154 34ZM170 32V31H169ZM168 32V33H169ZM172 32V31H171ZM12 33H10V34H12ZM19 33H17L16 35L17 36H19L20 34ZM30 34H31V31L29 32ZM128 33V34H129ZM136 33V34H137ZM144 33V35H145V32H143ZM147 33V32H146ZM157 33V32H156ZM167 33V32H166ZM182 33H184V34H182ZM27 34V36L29 37V35H28V33H26ZM35 33H32L30 36H32L33 37V39L35 38V35H34ZM41 34V35H42ZM48 34H50V35H48ZM96 34H97V32H96ZM102 34V33H101ZM100 34V35H101ZM178 34V36L179 35H181V36H176ZM48 35V36H47ZM102 35H104V34H102ZM140 35V34H139ZM151 35V34H150ZM164 35V34H163ZM170 35H168L167 34V36L168 37H170ZM252 37H251V36ZM16 36V37H17ZM24 36H25V34H24ZM23 36V34H22V37H24ZM27 36H25L26 38H28ZM37 36H38V39L40 38L39 37V35H37L36 34V38H37ZM122 36V35H121ZM129 36H131V35H129ZM142 36V35H141ZM156 36V35H155ZM24 37V38H25ZM93 37V36H92ZM108 37V36H107ZM119 37V36H118ZM136 37H137V35H136ZM140 37V36H139ZM23 38V39H24ZM30 38V37H29ZM43 38H45V36L43 37H41V39H43ZM121 38V37H120ZM141 38V37H140ZM166 38V37H165ZM16 39V38H15ZM17 39H18V37H17ZM33 39H31V40H33ZM78 39V38H77ZM75 40V41H78V40ZM116 39V38H115ZM133 39H135V38H133ZM144 39V38H143ZM143 39H142V41H143ZM173 39V40H172ZM175 39V40H174ZM253 39V40H252ZM28 40H30V39H28ZM30 40V41H31ZM40 40V39H39ZM45 40V39H44ZM43 40V41H44ZM138 40V39H137ZM5 41V40H4ZM20 41V40H19ZM90 41V40H89ZM92 41V40H91ZM98 42V43H97ZM121 42L122 43H124V44H121ZM91 44V46H93ZM141 44V43H140ZM90 45V44H89ZM126 45V44H125ZM128 45V44H127ZM126 45V46H127ZM35 46V45H34ZM160 46H162V44L160 45ZM128 47V46H127ZM129 47H130V45H129ZM131 47H133V45H131ZM136 48H138V47H136ZM158 47H156V50H158L157 49ZM90 49V50H89ZM130 49V48H129ZM138 49H140V48H138ZM59 51L58 52H60V48L58 49ZM62 50V49H61ZM98 51H100V54L102 55L101 56V58H99L100 57V54L98 53ZM134 51V50H133ZM140 52V50H136V52ZM57 52V53H58ZM83 52V53H82ZM40 54V53H39ZM99 54V55H98ZM141 54V53H140ZM25 55V54H24ZM24 55L23 54H19V56H22V58L24 57ZM96 55H98V58H95V56ZM49 56V55H48ZM161 56H162V58H161ZM26 57H28V56H26L25 55V59H26ZM41 57H43V56H40V58ZM78 57H81V58H78ZM20 58V57H19ZM78 58V59H77ZM89 58V59H88ZM93 58H95V60L97 61L98 60V63L97 62H95V63H93V62H91L92 60H93ZM143 58H144V56H143ZM148 59V58H147ZM152 59L154 60V58L152 57ZM78 60V61H79ZM89 60V61H88ZM77 61V62H78ZM82 62H83V64H82ZM88 62V63H87ZM74 63V62H73ZM76 63V62H75ZM62 64V63H61ZM75 65V64H74ZM78 64H76V66H77ZM87 67V66H86ZM85 67V68H86ZM97 67V68H98ZM77 68H79V67H77ZM82 68V67H81ZM84 68V67H83ZM93 68V67H92ZM113 68V69H112ZM87 70H88V68H86ZM90 67H89V71H90ZM75 70V69H74ZM78 70H81L80 68L78 69ZM92 70V69H91ZM101 70V71H102ZM72 71V70H71ZM83 71H85L84 69H83ZM105 72V71H104ZM1 74V73H0ZM6 74V73H5ZM108 76H111V75H109L108 74ZM156 76L158 77L157 79H156ZM160 78V79H159ZM5 80V79H4ZM3 80V81H4ZM41 81V80H40ZM4 89V88H3ZM67 92H70L71 94H70V96L68 95V93ZM47 93V92H46ZM6 94V93H5ZM9 94V93H8ZM2 95H4V94H2ZM55 95H57L58 96V98H57V96H54ZM61 95V96H60ZM74 95V94H73ZM49 95H47L46 97H48ZM53 96V97H52ZM75 96V95H74ZM59 97H60V99H59ZM4 98H6V97H4ZM21 98V97H20ZM20 98H19V102H20ZM23 98V97H22ZM26 97H24L23 99H21V100H23V102H21V103H23V105H21V103H20V105H21V107H22V109H19V108H16V109H19V110H16V111H18L20 114L19 115H21L22 113H23V115L25 114V116H26V113L27 112H25V109H24V111L21 113V111L20 110H23V107H25V106H27L26 107V111L29 109V106L28 105H24V103L26 102V104H27V102H29V101H27L26 99H25ZM39 98V99H40ZM56 99V101L55 102H53L55 99ZM71 98V100H72V98L73 97H70ZM37 99V98H36ZM39 99H37V101H39ZM252 99H253V101H252ZM1 104H0V108L2 109V97H1ZM26 100V101H25ZM35 100V99H34ZM57 100H58V102H57ZM4 101V100H3ZM6 101V100H5ZM25 101V102H24ZM43 101V102H44ZM51 101H52V103H54V105H56L57 107L58 106H60V107H56V106H53L54 108H52L50 105L52 104L51 103ZM61 101V102H60ZM241 101H243V105H244V103L247 101L248 103H251L250 104V107H249V105H248V103L246 102L245 104L246 105H248V106H243L242 105V102ZM262 100H260V102H261ZM62 103V104H65V107H64V105H60V103ZM69 102H73V104H71V103H69ZM260 102H258V103H260ZM30 103V102H29ZM39 103H37V104H39ZM51 103V104H50ZM59 105H58V104ZM69 105H68V104ZM4 104V103H3ZM5 104H7V103H5ZM9 104V103H8ZM257 104V103H256ZM255 104V105H256ZM263 104H264V101H263ZM18 105H19V103H18ZM31 105V104H30ZM66 105H68L67 107H66ZM75 107H74V106ZM241 105V106H240ZM258 105V104H257ZM257 105H256V107H257ZM38 106V108H40ZM242 107V109L239 111L238 110V108L237 107ZM9 107V106H8ZM8 107L6 108L7 110H8ZM20 107V108H21ZM51 107V108H50ZM55 107L57 108V109H55ZM239 107V108H240ZM255 107V108H256ZM261 107V106H260ZM262 107H263V105H262ZM86 108V109H85ZM253 108V109H252ZM50 109H54V111L52 110V113L50 112L51 110ZM64 109V110H65ZM252 109V110H251ZM43 110V111H42ZM68 110V109H67ZM67 110H65V111H67ZM78 110V111H77ZM86 110H88V111H86ZM257 110H258V113H257ZM261 110V111H260ZM29 111V110H28ZM31 111V110H30ZM259 111H260V113H259ZM0 112L1 113H3L1 110H0ZM13 112V111H12ZM18 112H17V114H18ZM42 112H45L46 114H45V117L47 116V117H49V114H50V116H52L51 117V119H53V121L50 119V121L52 122H49L48 121V119H47V117H46V122H47V124L45 125L44 123H45V120H44V118L42 117V116H44V113L42 114ZM50 112V113H49ZM69 112V111H68ZM68 112H65V113H67V115H68ZM4 113H7V112H4ZM16 113V112H15ZM30 112H28L27 114H29ZM49 113V114H48ZM87 113V114H88ZM104 113V115H102V114ZM17 114H15V115H17ZM52 114V115H51ZM70 114H69V116H70ZM3 115V114H2ZM5 115V114H4ZM9 115V114H8ZM10 115H12V114H10ZM23 115H21V116H23ZM31 115V114H30ZM33 115V114H32ZM32 115H31V117H32ZM33 115V116H34ZM54 115V116H53ZM66 115V114H65ZM82 117H81V116ZM85 115V116H84ZM242 115V116H241ZM39 116H41V118L43 119V121H42V119L41 118H39ZM89 116V117H88ZM233 116H234V118H233ZM244 116V117H243ZM255 116V117H254ZM6 117V116H5ZM14 117H16V116H14ZM13 117V118H14ZM29 117V116H28ZM57 117V116H56ZM60 117V118H59ZM62 117H64L63 116V114H62ZM67 117V116H66ZM65 117V118H66ZM76 117V118H77ZM81 117V118H80ZM84 117V118H83ZM98 117V118H97ZM1 118H2V116H1ZM4 118V117H3ZM16 118H18V116L16 117ZM20 118V117H19ZM18 118V119H19ZM69 118V117H68ZM94 118V119H93ZM244 118V119H245ZM10 119H11V117H10ZM23 119H25V117L23 118ZM22 119V117H21V120H23ZM28 119H32V118H28ZM33 119H35L34 117H33ZM81 119V120H80ZM2 119H0V121H1ZM16 120V119H15ZM21 120H19V121H21ZM35 120V122H36V126H38V127H40V128H42L40 125H39V123L40 122H38L37 123V121ZM75 120H77V119H75ZM239 119H237V121H238ZM18 121V120H17ZM25 121H27V118L25 119ZM30 121V123H31V121L32 120H29ZM57 121V120H56ZM59 121V120H58ZM82 121V122H81ZM87 121V120H86ZM96 121H97V124H96ZM236 121V122H237ZM8 121H6V123H7ZM33 122V121H32ZM42 122H43V124L44 125H42ZM88 122H89V120H88ZM95 122V123H94ZM99 122V123H98ZM232 121H230L229 122V125L231 124H234V123H231ZM6 123H3V124H1V125H4V124H6ZM9 123V122H8ZM8 123H7V125H8ZM14 123V122H13ZM18 123V125H19V123L20 122H17ZM34 123V122H33ZM87 123V122H86ZM226 123H227V121H226ZM10 124V123H9ZM56 124H58V123H56ZM77 124V123H76ZM95 124V125H94ZM99 124L101 125L100 127L102 128H100V127H97V125L99 126ZM228 124V123H227ZM226 124V125H227ZM12 125V124H11ZM14 125H16V126H14ZM13 125V128L15 129V127L16 128H18V129H15V131L13 132V135H15L16 136V134H17V136L16 137H21V135H22V132L20 131V130H22V129H24V128H19V126L15 123ZM34 125V126H35ZM47 125V126H48ZM79 125V124H78ZM86 125V124H85ZM230 125V126H231ZM20 126H21V124H20ZM26 126H28V125H26ZM51 126H49V129L50 128H52ZM79 126H82V124L81 125H79ZM224 126V125H223ZM254 126V127H255ZM3 127V126H2ZM2 127H0V131H6V130H4V127H3V129H2ZM6 127V126H5ZM22 127H23V125H22ZM31 127H33L32 125H31ZM38 127H37V129H38ZM89 127V128H90ZM257 127V126H256ZM255 127V128H256ZM6 128H8V127H6ZM5 128V129H6ZM39 128V130H41ZM44 128H46V127H44ZM44 128H42V130H41V132H43L44 133ZM85 128V127H84ZM99 128V129H98ZM223 128V127H222ZM229 127H227V129H228ZM2 129V130H1ZM81 129V130H80ZM80 129H78V130H80V131H82V129H83V127L82 128H80ZM87 129V128H86ZM96 129V130H95ZM97 129H98V131H97ZM226 129V130H227ZM251 129H254V128H251ZM8 130V132L10 131V132H12V129L10 128V130H9V128L7 129ZM17 130H19V132L18 133H16L17 132ZM48 130V129H47ZM46 130V131H47ZM95 130V131H94ZM99 130H101L100 132H99ZM224 130V131H223ZM222 131H221V127H220V129L219 130H217V132L218 131H220V132H225V129H223ZM247 129H245V130H243V132L244 131H246ZM28 131V130H27ZM83 131L85 132V129H83ZM82 131V132H83ZM98 132V134H97V132ZM184 131H188V132H184ZM207 131V130H206ZM207 131V132H208ZM4 132H2L1 133V135H0V137H2L4 134ZM7 132V134L8 135H10V134H12V133H8ZM21 132V133H20ZM89 132H90V130H89ZM96 132V134H94ZM204 132V131H203ZM202 132V133H203ZM215 132V131H214ZM217 132H215L214 134H218V136H220L221 134H219V133H217ZM15 133V134H14ZM21 135H20V134ZM25 133V132H24ZM29 133V132H28ZM79 133V132H78ZM184 133V134H183ZM206 133V132H205ZM3 134V135H2ZM6 133H5V135H6V138H5V135H4V140H3V137L2 138H0V140L1 141H3V143L2 142H0V143H2V147H5L6 145H8L6 142H8V143H10V145H13V148H14V145L16 144L18 147H20L21 146V144H19L18 142V144L16 143V141H18L19 140V142L21 143V139L19 138H16V139H18V140H16L15 141V139H13V138H11V137H13V136H8ZM64 134V133H63ZM66 134V133H65ZM83 134V133H82ZM82 134H80L79 133V136H81ZM101 134V135H100ZM201 134V133H200ZM85 136H86V133L84 134ZM95 135L97 136V138L95 137ZM99 136V137H98ZM103 136V137H102ZM111 136V137H110ZM157 136V137H158ZM11 139V140H14V142H12L11 143V140H8V141H6L7 139H9V138ZM78 137V136H77ZM82 138H83V136H81ZM88 137H90L89 136V134H88ZM90 137V138H91ZM100 137H101V139H100ZM114 137V138H115ZM156 137V138H157ZM172 137V138H171ZM175 137V138H174ZM178 137V138H177ZM15 138V137H14ZM86 138H87V136H86ZM109 139L108 141H107V139ZM116 138V139H117ZM155 138V137H154ZM155 138V139H156ZM159 138V140H162V139H160ZM88 139V138H87ZM116 139H115V141H116ZM158 139V138H157ZM172 139V140H173ZM175 139V140H176ZM179 139H181V138H179ZM218 139V138H217ZM167 140H168V138H167ZM171 140V141H172ZM176 140V141H177ZM4 141H5V145H4ZM25 141V140H24ZM37 141H38V139H37ZM40 141V140H39ZM122 141H124V140H122ZM122 141H121V145L123 144V143H125V142H123L122 143ZM174 141V140H173ZM88 143H90L89 142V140L87 141ZM102 142V143H101ZM117 142H118V139H117ZM149 142V141H148ZM153 142V141H152ZM152 142H151V140H150V143H151V146H152ZM15 143V144H14ZM88 143H85V144H87L88 145ZM92 143V142H91ZM147 142H145V144H146ZM93 144H94V142H93ZM92 144V145H93ZM126 144V143H125ZM127 144H128V142H127ZM131 144V143H130ZM136 144L134 145H132V146H136ZM144 144V145H145ZM24 146L26 145V142H25V144H23ZM91 145V146H92ZM103 145V144H102ZM105 145H103L104 147H106ZM139 145V147L141 146L140 144H138ZM90 146V147H91ZM94 146V145H93ZM96 146H98V145H96ZM116 146V145H115ZM143 146V145H142ZM147 147H146V149L147 148H149V145H146ZM153 146H155V144H153ZM1 147V151H2V148ZM18 147H15L14 149L12 148V146H11V149H10V147H9V149H7V148H5V149H7V151L5 150V149H3L4 151H5V153L6 152H8V150L10 151V150H13V152H14V150L16 151V150H19L18 149ZM81 148V146H78V147H75V148ZM89 147V146H88ZM89 147V148H90ZM100 147V146H99ZM102 147V146H101ZM125 147V146H124ZM131 147V146H130ZM17 148V149H16ZM21 148H22V146H21ZM79 148V149H80ZM85 149V150H81V152L82 151H84V153L86 152L87 153V151L88 150H91V149ZM93 148V147H92ZM96 148V147H95ZM95 148H93V150L95 149ZM98 148V147H97ZM140 148H142V147H140ZM153 148V147H152ZM77 150V149H76ZM87 150V151H86ZM0 151V152H1ZM19 151H21V150H19ZM18 151V152H19ZM74 151V150H73ZM95 151H96V149H95ZM92 152H94V151H92ZM16 153V152H15ZM23 154H24V152H22ZM83 153V152H82ZM81 153V157L84 155V153L82 154ZM89 153V152H88ZM8 154V153H7ZM7 154L6 155H4L3 154V156H2V153H0V155L3 157V158H6V156H7ZM9 154H12V152H10ZM19 154H21L20 152H19ZM23 154H21V155H23ZM79 155H80V152L78 153ZM92 154V153H91ZM18 155V154H17ZM86 155V154H85ZM84 155V157H86V159H88V157H89V155H90V153H89V155H87V156H85ZM9 156V155H8ZM15 156V155H14ZM23 156H25V154L23 155ZM74 156V155H73ZM91 156V155H90ZM9 157H11V155L9 156ZM18 157H19V155H18ZM22 156H20L19 158H21ZM80 157V156H79ZM92 157V156H91ZM8 158V157H7ZM14 158H17V156H15ZM19 158H17V161H18V159ZM1 159V158H0ZM13 159V158H12ZM22 159H25V157H22ZM82 159H83V157H82ZM89 159H90V157H89ZM9 160L10 159H8L7 160V162H9ZM21 160V159H20ZM18 161V163L19 162H22V161ZM91 160V159H90ZM2 161H3V159H2ZM4 162V161H3ZM7 162H5L6 164V166L8 167V165H12L14 162H15V160H13V163L12 162H10V163H12V164H7ZM16 163V162H15ZM1 165H2V162L0 163ZM17 164V163H16ZM5 166V167H6ZM2 167H4L3 165H2ZM1 166H0V168H2ZM5 169V168H4ZM7 169H9V167L7 168ZM181 207V206H180ZM179 207V209L178 208H176V207H174V208H176V209H178L179 210V212H180V209H181V212L185 209H183V208H180ZM193 208V207H192ZM172 209V208H171ZM170 210V209H169ZM188 210V209H187ZM186 210V211H187ZM192 211H193V209H191ZM154 211V210H153ZM172 211V210H171ZM168 212V211H167ZM178 212V213H179ZM189 212H191V211H188L187 213L189 214ZM196 212H198V211H196ZM160 213V212H159ZM162 213V214H161ZM160 214L161 215H163L164 214V216H165V213L164 212H161ZM172 213H174V211L173 212H170L169 214H170V216L172 215ZM183 213V212H182ZM186 212H185V210H184V213H183V215H181V213L179 214V216L182 218V216H183V218L185 219V220H190V221H192V215L193 216H195V214H191L190 213V215L189 216H191V217H187V214ZM193 213H194V211H193ZM168 214V213H167ZM169 214H168V217H170L169 216ZM201 214V213H200ZM175 217H176V215H175V213L173 214ZM186 215V216H185ZM155 216H159V215H155ZM173 216V217H174ZM196 216H198V215H196ZM167 217V216H166ZM180 217H176V219H178V220H180L181 218ZM187 217V218H186ZM204 217V216H203ZM203 217H202V219L201 220H204L203 219ZM181 219L179 222H177L176 223V219H174V221H172V226L171 227H174L175 225H176V227H178V228H181V230L179 229H177V230H174L175 232H176V234H174V232L173 233H170L171 231H169V230H167L168 232L166 233L167 235L169 234V237L172 239H170V241H172L169 245H172V249L168 252V253H165V251L163 250V249H165V248H163V246H162V250H160V247L158 246L159 244H158V241L156 242L155 240L154 241H151L150 239V237L147 235L146 237H148V239L146 238V237H143V236H138V235H136V233H135V228H134V226L132 225V228L131 229H133L134 230V232L133 231H131V229H130V231H131V233L133 232V233H135V235L137 236V238L136 239H139V237H140V241L141 240H143V241H141V242H139L138 241V243H140V246L141 245H147L148 243V245L147 246H144L145 247V249L146 250H144V249H142L141 250V252H140V249L141 248H144V247H141L138 251L135 249V244H137V243H135V244H133L132 245V242H130V241H133V239H132V237L130 236V234L128 233V231H122L124 234H126V233H128V235H125L126 236V241H125V236H123V234H122V232H121V234L122 235H118V234H120V233H118L117 232V234H116V238H113L114 236H112V238H113V240H112V244H113V246L115 245V244H117V246L119 247V249H117L115 246V248H116V254L118 253L120 256H117L116 254V258H117V260H113V259H115L114 257H113V250H110L111 252L110 253H112V257H111V259H110V257H108L107 255H109V254H107L108 253V248L107 249H103L106 245H103V243H102V245H101V247H100V245L96 248L97 250L95 251V247H93L92 249L90 248V250L93 252H90V253H88L90 250H88V252H86L87 253V255H86V257L88 256H90L89 258H86V257H84L83 259H84V261H83V264H99L98 263V260L100 261V264L102 263H105L106 261L108 262V263H110V264H121V263H118L117 261H119L118 260V258H120V259H123V258H125V259H127L126 257H125V255L127 254V257H128V261L126 262L125 261V259L123 260V264H133V262H136L135 264H137L138 263V260H140L141 261V259H143L142 257L140 258V256H141V254H140V256H139V254L138 253H142V255H143V253L144 254H146V253H150L151 254V252H153V249L152 250H150L151 248H154V246H152V244L154 245V243H155V245L156 246H158V250L160 251V254H161V251H163L162 253H165V256H163V259L160 261V257L162 256V255H160V257L158 258L157 257V255H154L155 254V252L157 251V253L159 252L157 249H155L154 248V254L152 255L154 258H158L159 259V261H157L158 259H154V260H152L151 258V261L149 260V258H147L146 260H149L151 263H153L155 260L157 261V264H159L158 262H161V264H162V262H163V264H167V263H169L170 264V262H174V261H176V263L177 264H179V262H180V264L183 262V264L186 262V263H188V261L189 260H191L189 263H191V264H194V263H198V264H204L205 262L206 263H209V264H255V259L257 258V254H253V252L255 251L256 252V245L255 246H253V248H254V251H252V252H250L249 253V251L247 252V251H245L246 252V254L247 253H249L250 255H241L242 253H244V247H240V246H242L243 244H241V242H240V248L238 249V245H239V243L237 242V239H236V241H233L234 243H231V245L233 246V245H235L236 243H238V245L236 244V246H233V247H231V245H230V243L229 242H231V240L228 242L229 243V246H227L228 247V249L227 250H231V251H228L229 253L230 252H236V251H238V252H240V251H242L243 250V252H241V253H237L238 254V257L236 258L235 256V260H233V262H232V260L231 259H229V257L227 258V259H225V258H223V256L222 255H220V252L218 253V254H216V252H215V254L214 255H212L211 256V253H210V251H208V250H210L211 248H212V246H211V244L213 245V243L214 242H216V240H217V237L219 236V233H217L216 234V232L213 234V231H212V234H213V236H214V238L213 237H209V235L207 236L205 233H206V231H203V227L201 226H199L202 230H200V231H197L198 229H200V228H197L198 226L197 225H195V226H197L196 227V229L197 230H195V231H193L194 230V227H193V223L194 222H196V221H198L199 220V218L198 217H193V222L191 223V225H192V227L190 228V226L188 225V224H186L187 223V221H185L184 219ZM189 218V219H188ZM191 218V219H190ZM169 219H171V218H169ZM196 219V220H195ZM157 221H155V224H157L158 223V220H159V224H161L160 226H159V228H162L163 226H162V224L164 223V221H163V223H162V221H161V223H160V220H161V218L160 217H157V219H156ZM184 220V221H183ZM201 220L199 221V222H197V224L198 223H202L201 222ZM148 221H149V219H148ZM152 221H153V219H152ZM189 221V222H190ZM150 222V221H149ZM149 222H148V224H149ZM188 222V223H189ZM208 222H210V221H208ZM152 223V222H151ZM150 223V224H151ZM122 224H123V222H122ZM132 224V223H131ZM138 224V223H137ZM170 224V223H169ZM174 224V225H173ZM180 224V225H179ZM196 224V223H195ZM209 224V223H208ZM208 224H207V227H209L210 228V226H208ZM152 225V227L151 228H153L154 227V224H151ZM178 225V226H177ZM222 225V224H221ZM166 226H168V225H166ZM165 226V227H166ZM179 226H181V227H179ZM205 226V225H204ZM213 226H214V224L212 223V228H213ZM225 226V225H224ZM131 227V226H130ZM129 227V228H130ZM135 227H136V225H135ZM176 227H174V229L176 228ZM183 227H185L184 229H186V228H190V230H192L194 233L192 234V232L190 231V230H188V229H186L185 231H187V232H185L184 231V229H183ZM206 226H205V229L207 228ZM157 228H158V226H157ZM128 228H126V229H124V230H127ZM138 229V228H137ZM154 229H156L155 227H154ZM162 229H164V228H162ZM167 229V228H166ZM214 229L216 230L217 228H215L214 227ZM213 229V230H214ZM228 229V228H227ZM129 230V229H128ZM153 230V229H152ZM214 230V231H215ZM137 231H139V233L141 232V230L139 229V230H137ZM155 231V230H154ZM159 231V230H158ZM157 231V232H158ZM166 231V230H165ZM181 231H182V233H181ZM188 231H190V232H188ZM217 231H219V229H217ZM126 232V233H125ZM163 232V231H162ZM198 232H201V233H204L203 235H205V236H203V237H205L204 239H206V237H209L210 239H211V241H212V238H213V240H215V241H213V243L209 240H207V242H211V244H210V246H211V248L209 249V243L207 244V242L206 241H204V239L203 240H200L201 239V233H198ZM211 232V231H210ZM209 232V233H210ZM179 233V234H178ZM188 233H189V235H194V236H196V234L195 233H198V236L200 235V237H198L199 238V241H195V242H193L192 240L194 239V240H196V238L194 237V236H192V237H190V236H188ZM232 233V232H231ZM231 233L229 234V239L231 238L230 236H231ZM235 233V232H234ZM141 234V233H140ZM158 234H159V232H158ZM171 234V235H170ZM174 236H173V235ZM142 235H143V233H142ZM215 235H217V237L215 238ZM124 238H123V237ZM173 236V237H172ZM210 236H212L211 234H210ZM232 236H233V233H232ZM234 236H236V235H234ZM120 237V238H119ZM118 238H119V240L121 241L122 240V244H124L126 247L127 246H129L130 244L132 245V248H131V246H129V247H127V248H130V249H132V250H128L127 251V249L126 248H122L123 250H124V252H123V250L122 249H120V247L121 246H124V245H121V246H119L120 244L119 243H113L114 241L116 242V241H118ZM128 238H130V239H128ZM145 238V239H144ZM150 238V239H149ZM164 238V237H163ZM190 238L192 239V240H190ZM233 238V237H232ZM111 239V238H110ZM117 239V240H116ZM144 240H148V241H145V242H147V244H145V243H143L144 242ZM152 240H153V238H152ZM164 240H166V239H164ZM249 240H251V241H253V239H247V241H249ZM104 241V240H103ZM108 241H110V240H107V242ZM124 241H125V243H124ZM169 241V240H168ZM106 242V241H105ZM188 242H191L190 244L188 243ZM192 242H193V244H192ZM254 242V241H253ZM256 243L258 242V241H255ZM110 243V242H109ZM108 243V244H109ZM126 243H128V244H126ZM141 243H143V244H141ZM157 243V244H156ZM166 243H167V241H166ZM199 243V244H198ZM227 243V242H226ZM248 243V242H247ZM255 243V244H256ZM100 244V243H99ZM106 244V243H105ZM111 244V243H110ZM119 244V245H118ZM252 244V243H251ZM254 244V243H253ZM259 244H261L262 245V243H259ZM151 245V246H150ZM168 245V246H169ZM227 245V244H226ZM248 245H249V243H248ZM107 246H109L110 247V245H107ZM106 246V247H107ZM124 246V247H125ZM138 246V245H137ZM150 246V247H149ZM155 246V247H156ZM207 246H209L208 247V249H207V251H206V248H207ZM244 246V245H243ZM257 246H259L258 244H257ZM100 247V248H99ZM103 247V248H102ZM105 247V248H106ZM147 247V248H146ZM139 248V247H138ZM148 248H149V250H148ZM169 248H171V247H169ZM252 248V246L250 247V249ZM257 248H260V246L259 247H257ZM85 249V248H84ZM94 249V250H93ZM100 249H102L101 251H100ZM242 249V250H241ZM103 250H106L105 252L103 251ZM119 252H118V251ZM126 250V251H125ZM134 250V251H133ZM149 251V252H146L145 253V251ZM212 250V249H211ZM240 250V251H239ZM122 251V252H121ZM132 251H133V253H136V255H137V257L139 256V258H138V260H137V257H135V259L137 260H134V254H132ZM151 251V252H150ZM215 251H217V249L215 250ZM251 251V250H250ZM127 252H129V253H127ZM212 252V251H211ZM85 253V254H86ZM210 253V254H209ZM235 253V255H237ZM252 253V254H251ZM107 254V255H106ZM132 255L131 257H129V255ZM149 254V255H150ZM230 254H232V253H230ZM104 255H105V257L106 258H104ZM148 255V257H150ZM164 255V254H163ZM216 255V256H215ZM217 255H220L221 256V258H220V256H217ZM225 255V254H224ZM233 255V254H232ZM256 255V257H254V256ZM259 255V254H258ZM10 256V255H9ZM103 256V257H102ZM121 256H122V258H121ZM124 256V257H123ZM151 256V257H152ZM8 257V256H7ZM29 257H32V256H29ZM147 257V254L146 255H144V258H146ZM210 257H212L211 258V260H210ZM214 257H216V259L214 258ZM26 258V257H25ZM34 258V257H33ZM102 258L104 259V260H106V261H102ZM107 258H109L110 260H108ZM129 258H132L133 260H131V261H129L130 259ZM162 258V257H161ZM164 258H166L167 259V261L164 259ZM264 258V257H263ZM28 259V261H30L31 262V260H29V258H27ZM101 259V260H100ZM188 259V260H187ZM213 259H215V260H217L216 262H214L215 260H213ZM223 259H225V261L226 262H224V260ZM258 259V258H257ZM34 260H35V258H34ZM88 262H87V261ZM144 260V262H147L146 264H148L149 262L148 261H146L145 259H143ZM142 260V261H143ZM165 260V261H164ZM264 260V259H263ZM26 261V260H25ZM36 261V260H35ZM81 261V262H82ZM102 261V262H101ZM133 261V262H132ZM156 261L154 262L155 264H156ZM169 261V262H168ZM205 261V262H204ZM220 261V262H219ZM24 262V261H23ZM23 262H21V263H23ZM106 262V263H107ZM124 262H126V263H124ZM201 262V263H200ZM203 262V263H202ZM0 263H2V262H0ZM105 263V264H106ZM151 263H149V264H151ZM188 263V264H189ZM205 263V264H206ZM257 263V262H256ZM3 264V263H2ZM24 264V263H23ZM28 264V263H27ZM31 264H33V263H31ZM35 264H36V262H35ZM139 264H141V263H139ZM263 264H264V261H263Z\"/></svg>",
    "mask_w": 264,
    "mask_h": 264
}]
</instances>
